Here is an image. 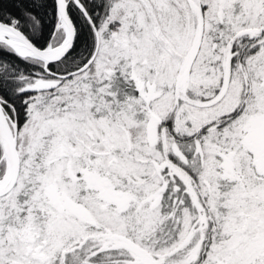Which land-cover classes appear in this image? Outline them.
I'll return each instance as SVG.
<instances>
[{
  "label": "snow or ice",
  "instance_id": "1",
  "mask_svg": "<svg viewBox=\"0 0 264 264\" xmlns=\"http://www.w3.org/2000/svg\"><path fill=\"white\" fill-rule=\"evenodd\" d=\"M0 264H264V0H0Z\"/></svg>",
  "mask_w": 264,
  "mask_h": 264
}]
</instances>
